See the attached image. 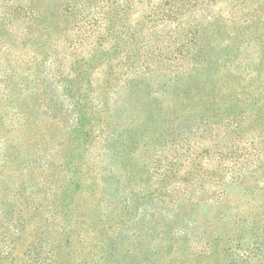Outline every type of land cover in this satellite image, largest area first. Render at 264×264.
I'll return each mask as SVG.
<instances>
[{"label": "trees", "instance_id": "obj_1", "mask_svg": "<svg viewBox=\"0 0 264 264\" xmlns=\"http://www.w3.org/2000/svg\"><path fill=\"white\" fill-rule=\"evenodd\" d=\"M11 1L0 264H264V0Z\"/></svg>", "mask_w": 264, "mask_h": 264}, {"label": "rangeland", "instance_id": "obj_2", "mask_svg": "<svg viewBox=\"0 0 264 264\" xmlns=\"http://www.w3.org/2000/svg\"><path fill=\"white\" fill-rule=\"evenodd\" d=\"M11 7H12V1L11 0H0V25L1 27H4L7 25L8 23V18H9V13L11 11ZM16 168L15 167H11L9 168V172L11 173V171H15ZM243 191L242 190H235L232 192L231 195H233V198H235L236 200H239L238 203V208L246 215H255L257 213H263L264 212V208L262 207V199H256L255 201H252L253 198L252 196H248L246 198L242 197ZM249 195H252V193H250ZM106 204H103L99 207L100 211H106ZM95 213L94 215H97V213H100L98 209H94ZM98 211V212H97ZM129 231H131V234L133 233H138L141 235V240L140 241H135L133 240L131 243L127 244L124 249L125 251L123 252V262L127 263V264H174V261L171 262L170 260H167V258L165 257H161V256H156L155 260L152 259V261H150V258H152L153 253L156 251L157 247H158V242L155 241L153 239V237L150 235V230L148 228L145 227V225H143V227L137 229L135 226L132 227L131 224L129 226ZM156 232V230L154 231ZM155 235V234H154ZM198 237V236H196ZM140 245V246H139ZM134 250L135 249V253L137 254V257L135 258L134 256L131 255H127V250ZM200 249L198 245H194V244H190L188 245V247H186L187 250V254H190V256H193V253H196V251ZM192 250V252H191ZM190 252V253H188ZM217 261V262H216ZM221 261V259H218V257L213 258L212 262L213 263H219ZM204 263V262H203ZM179 264V263H178ZM204 264H207V262H205Z\"/></svg>", "mask_w": 264, "mask_h": 264}]
</instances>
